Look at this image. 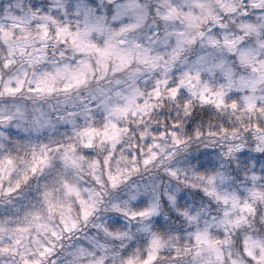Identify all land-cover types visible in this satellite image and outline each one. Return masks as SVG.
Masks as SVG:
<instances>
[{
	"label": "clouds",
	"instance_id": "9594fccd",
	"mask_svg": "<svg viewBox=\"0 0 264 264\" xmlns=\"http://www.w3.org/2000/svg\"><path fill=\"white\" fill-rule=\"evenodd\" d=\"M0 264H264V0H0Z\"/></svg>",
	"mask_w": 264,
	"mask_h": 264
}]
</instances>
